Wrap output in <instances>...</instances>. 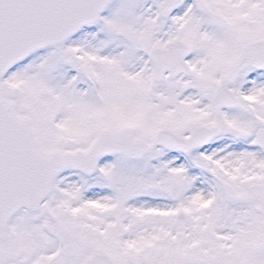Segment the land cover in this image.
Returning <instances> with one entry per match:
<instances>
[{"label": "snow or ice", "instance_id": "6c2138e0", "mask_svg": "<svg viewBox=\"0 0 264 264\" xmlns=\"http://www.w3.org/2000/svg\"><path fill=\"white\" fill-rule=\"evenodd\" d=\"M0 264H264V0H0Z\"/></svg>", "mask_w": 264, "mask_h": 264}]
</instances>
